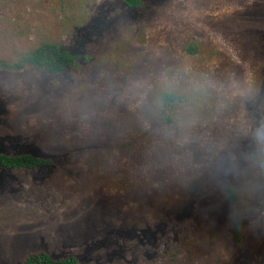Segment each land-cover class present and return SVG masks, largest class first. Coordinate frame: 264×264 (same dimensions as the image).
<instances>
[{
  "label": "rangeland",
  "instance_id": "1",
  "mask_svg": "<svg viewBox=\"0 0 264 264\" xmlns=\"http://www.w3.org/2000/svg\"><path fill=\"white\" fill-rule=\"evenodd\" d=\"M44 40L79 58L0 71V151L55 160L0 165V264H264V0H0V58Z\"/></svg>",
  "mask_w": 264,
  "mask_h": 264
},
{
  "label": "trees",
  "instance_id": "2",
  "mask_svg": "<svg viewBox=\"0 0 264 264\" xmlns=\"http://www.w3.org/2000/svg\"><path fill=\"white\" fill-rule=\"evenodd\" d=\"M129 6L136 7L141 0H124ZM79 58V54L66 50L61 44L53 41H42L37 47L23 52L16 60L0 58V71H19L27 67L41 68L50 74H58L71 66ZM175 96H167L166 102L174 100ZM55 160L51 157L36 155L30 152L6 153L0 151V165L5 169H37L51 166ZM228 195L232 202L237 199L234 186L228 188ZM78 258L74 254L54 257L46 250H35L27 253L21 264H77Z\"/></svg>",
  "mask_w": 264,
  "mask_h": 264
},
{
  "label": "clouds",
  "instance_id": "3",
  "mask_svg": "<svg viewBox=\"0 0 264 264\" xmlns=\"http://www.w3.org/2000/svg\"><path fill=\"white\" fill-rule=\"evenodd\" d=\"M203 86L197 88L201 90ZM179 94V87L173 81L169 80L166 75L160 78L159 94L152 99L155 106H163L166 103V97ZM146 96V94H145ZM145 97H142L144 99ZM251 142L253 151L250 158L253 160H264V122H260L251 129Z\"/></svg>",
  "mask_w": 264,
  "mask_h": 264
}]
</instances>
